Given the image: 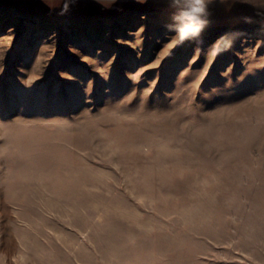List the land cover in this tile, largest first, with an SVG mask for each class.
Wrapping results in <instances>:
<instances>
[{
    "label": "rangeland",
    "instance_id": "1",
    "mask_svg": "<svg viewBox=\"0 0 264 264\" xmlns=\"http://www.w3.org/2000/svg\"><path fill=\"white\" fill-rule=\"evenodd\" d=\"M205 5L0 4V264H264V0Z\"/></svg>",
    "mask_w": 264,
    "mask_h": 264
},
{
    "label": "crops",
    "instance_id": "2",
    "mask_svg": "<svg viewBox=\"0 0 264 264\" xmlns=\"http://www.w3.org/2000/svg\"><path fill=\"white\" fill-rule=\"evenodd\" d=\"M165 0H0L15 12L31 17L62 16L84 20L118 19L157 10Z\"/></svg>",
    "mask_w": 264,
    "mask_h": 264
},
{
    "label": "clouds",
    "instance_id": "3",
    "mask_svg": "<svg viewBox=\"0 0 264 264\" xmlns=\"http://www.w3.org/2000/svg\"><path fill=\"white\" fill-rule=\"evenodd\" d=\"M178 4L175 17H179L173 29L179 42L196 39L206 26L205 0H176Z\"/></svg>",
    "mask_w": 264,
    "mask_h": 264
}]
</instances>
